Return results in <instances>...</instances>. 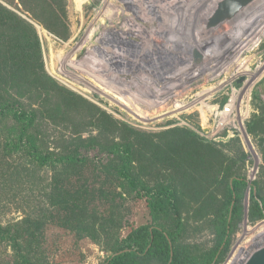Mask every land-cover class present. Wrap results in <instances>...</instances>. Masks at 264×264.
Returning a JSON list of instances; mask_svg holds the SVG:
<instances>
[{
	"label": "trees",
	"instance_id": "16d2710c",
	"mask_svg": "<svg viewBox=\"0 0 264 264\" xmlns=\"http://www.w3.org/2000/svg\"><path fill=\"white\" fill-rule=\"evenodd\" d=\"M60 1H0V264H50L43 250L48 225L90 239L107 254L100 264H212L229 241L245 178L231 175L226 182L225 154L196 130L145 131L50 76L32 21L67 38ZM108 131L118 136H105ZM177 182L197 187L202 202L214 196L202 199L206 190L199 187L225 184L221 238L203 255L179 244L185 225L171 190ZM250 192L253 215L264 218L255 183ZM140 198L151 222L133 226L130 200ZM9 205L16 216L7 217ZM170 216L172 224L161 222Z\"/></svg>",
	"mask_w": 264,
	"mask_h": 264
},
{
	"label": "rangeland",
	"instance_id": "374dc122",
	"mask_svg": "<svg viewBox=\"0 0 264 264\" xmlns=\"http://www.w3.org/2000/svg\"><path fill=\"white\" fill-rule=\"evenodd\" d=\"M64 1V3L60 1L59 4L62 7L60 10L62 23L69 29L67 38L61 39L50 33L43 26L32 21L40 37L44 66L50 76L60 85L100 107L112 118L118 121H126L148 132H157L175 126L177 125L175 122L189 117L190 120L186 119V121L191 126L190 128L196 130L201 137L213 143L215 148L222 150L225 154V160L220 170V175H226L225 181L227 182L231 175L245 178L246 185L241 186L240 189L241 197L237 205L238 212L233 218L229 241L225 245H220L218 253L212 262V264H235L233 261L236 255L241 254L239 252L240 249H247L252 245L258 247L253 239L258 233L264 232V218L255 216L257 212L254 210V202L251 199L250 192L251 184L255 183L257 193L264 201V73L261 76L253 77V74L259 71V68L264 64V26L250 39L251 41H248L243 46L240 61L242 66H236L228 71L225 77L227 79L225 81L226 86L218 94L220 98L215 96L214 104L217 103V100L220 101L219 105L222 110L229 98L227 93L231 94L230 84L227 82H231L236 70L239 69V71L243 72L234 82L237 88L242 87L243 80L253 81L251 79L254 78L247 97L243 102L240 100L236 101L233 111L226 116V122L223 125L218 128L214 126L212 124V114L207 109L204 112L201 110V98L204 95H208L204 94L202 96V87L206 86V83L204 84V81L201 82L199 80L196 81L197 88L191 92L199 94L196 97L194 96V101H191L190 95L185 97L187 101L186 107L179 111L143 109L141 113L148 118L144 119L135 117L133 113L122 111L121 107L116 106L114 102L109 107L101 105L102 102L99 100L101 98L95 96V94L94 97L88 93H86V96L81 94V92H85L82 88L80 89L79 83L71 79L72 77H68L67 74L70 69L68 60L74 58L73 62H75L79 58L80 49L75 51L74 48L82 40L83 35L91 31L93 22L97 19L96 11L93 8L96 5L102 7V0ZM261 12L264 13V7L261 8ZM259 16L260 14H257L254 17L255 20ZM250 20L248 19V21ZM232 34H235V32H232ZM245 69H248V71ZM76 72L74 73L80 76V72ZM240 76L243 77L241 78ZM255 78L257 79L255 80ZM87 80L92 82L91 79ZM218 83L221 82L218 80L215 85L219 86ZM97 94L100 95V93ZM208 99L209 102H213V98ZM199 100L200 102H198ZM241 110V113L245 112L244 116L242 114L238 116V111ZM239 120H242L241 126H239ZM193 121L198 122L199 128L194 126ZM241 127L246 132L248 140L243 136ZM56 130H61L64 135H69L70 133L69 130L59 127ZM110 135L118 136L115 132L111 133L109 131L105 134L107 137ZM210 160L214 161L215 158L211 156ZM223 187H225V184L199 187L206 190L202 199L209 192H212L214 197L207 202L196 200L194 190L197 187H184L179 182L175 183L174 187H171L176 196L175 201L185 225L179 244L185 245L192 254L203 255L215 249L220 241L219 210L221 208L220 200L222 199ZM130 205L133 226L151 222L145 198L131 199ZM9 206L10 210L6 212L7 217L16 216L18 213L13 209L15 205ZM254 213L255 215H253ZM252 215L255 217L252 218ZM161 222L172 224L173 220L170 216L165 220H161ZM129 229L125 228L123 234H126ZM43 250L50 264H100L107 255L90 239H77L73 233L54 225L46 227Z\"/></svg>",
	"mask_w": 264,
	"mask_h": 264
},
{
	"label": "built area",
	"instance_id": "2783aa9c",
	"mask_svg": "<svg viewBox=\"0 0 264 264\" xmlns=\"http://www.w3.org/2000/svg\"><path fill=\"white\" fill-rule=\"evenodd\" d=\"M218 1L102 0V7L93 8L97 19L91 31L74 48L80 49V55L75 62L70 58L67 75L79 83L85 92L81 94H95L101 98V105L108 107L114 102L135 117V111L143 109L175 111L177 104L186 107L185 97L190 95L194 101L199 94L191 93L197 88L196 81H204L202 96H208L201 98V110L212 114V124L218 128L226 122L236 101L243 102L249 92L245 87L248 80H243L242 87L234 85L243 74L238 69L231 82H227L231 94L227 93L229 98L223 109L220 101L214 104L215 96L226 86L228 71L242 66L243 49H224L226 37L217 41L219 32L228 29L235 17L205 26V19ZM185 66L187 69H183ZM218 80L221 83L216 86ZM208 98H213V102ZM176 124L191 127L186 120ZM258 247L252 245L245 250L252 252ZM250 253L241 256L239 264Z\"/></svg>",
	"mask_w": 264,
	"mask_h": 264
},
{
	"label": "bare ground",
	"instance_id": "6f19581e",
	"mask_svg": "<svg viewBox=\"0 0 264 264\" xmlns=\"http://www.w3.org/2000/svg\"><path fill=\"white\" fill-rule=\"evenodd\" d=\"M79 3H80V1H79ZM249 4L248 5L246 4V6H244V8H242L236 14L234 21H232L230 23L228 29L219 32L220 36L217 39V41L219 39L222 40V39H224V37H226L225 39H226L227 45H225L224 49H227V50L230 51V50L233 49V48H231L232 46L237 47L235 49H241L243 46H245L247 44L248 41H251L250 39H252L256 35V33L260 30V28L262 29V27L264 26V13L263 12L260 13L261 8L264 7V0H255V2H254V0H251ZM257 7H258L259 11L257 10ZM257 14H260V16L258 17V19L255 20L254 17H256ZM240 16H242V18H240ZM246 16H248V17H246ZM250 18H252V20H250ZM248 19L250 21H248ZM232 32H235V34H232ZM194 34L198 35L199 33L198 32H196V33L194 32ZM191 41L194 42L193 39ZM214 54L217 57L219 56L216 52ZM68 61L71 62L72 59H69ZM183 69H187V67L183 68ZM245 70L248 71V69H245ZM263 73H264V64L259 68V71H257L255 74H253V77H255L257 75L261 76ZM185 74H186V76H190L191 75L190 73H185ZM181 79H182V76H181V78H179V81H181ZM256 79L257 78H255V80ZM251 80H253V81H248L246 83L245 87L247 86L250 89L251 85L253 84L252 82H254V78L251 79ZM248 88H246V89H248ZM176 107H177V110H181L183 108V106H181L179 104H177ZM237 109H239V108H237ZM241 112H242V110L238 111V116L239 115L241 116V114L243 116L245 115V112H243V113H241ZM246 112H247V109H246ZM135 114L138 117H141V118H144V119H148L146 117V115L142 114L139 111H135ZM241 124H242V120H239V126H241ZM242 134L246 138V135L244 134L243 128H242ZM246 140H247V138H246ZM263 233L264 232L258 233L255 236V238L253 239L254 243L257 244V246H260V245H262L264 243V234ZM239 252L241 254L236 255L235 256V260L233 261L234 263L236 261L237 264H239L241 256H245V255L249 254L251 251L249 252V250L240 249Z\"/></svg>",
	"mask_w": 264,
	"mask_h": 264
},
{
	"label": "water",
	"instance_id": "95a60500",
	"mask_svg": "<svg viewBox=\"0 0 264 264\" xmlns=\"http://www.w3.org/2000/svg\"><path fill=\"white\" fill-rule=\"evenodd\" d=\"M251 0H219L205 19V26H213L233 19ZM245 132V131H244ZM246 135V132L244 133ZM248 140V137H247ZM243 264H264V244L253 250Z\"/></svg>",
	"mask_w": 264,
	"mask_h": 264
}]
</instances>
